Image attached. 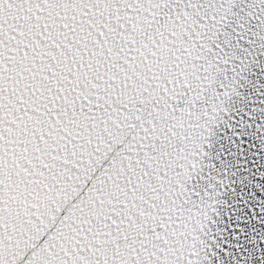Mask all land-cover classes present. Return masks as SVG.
Masks as SVG:
<instances>
[{
	"label": "snow or ice",
	"instance_id": "6c2138e0",
	"mask_svg": "<svg viewBox=\"0 0 264 264\" xmlns=\"http://www.w3.org/2000/svg\"><path fill=\"white\" fill-rule=\"evenodd\" d=\"M0 264H264V0H0Z\"/></svg>",
	"mask_w": 264,
	"mask_h": 264
}]
</instances>
